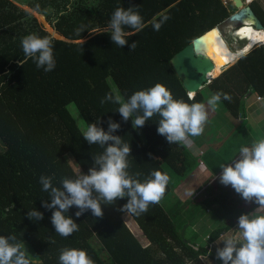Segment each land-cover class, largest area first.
Returning a JSON list of instances; mask_svg holds the SVG:
<instances>
[{
  "label": "trees",
  "instance_id": "obj_1",
  "mask_svg": "<svg viewBox=\"0 0 264 264\" xmlns=\"http://www.w3.org/2000/svg\"><path fill=\"white\" fill-rule=\"evenodd\" d=\"M21 1L37 15L11 0H0V235L14 234L17 240L23 241L31 264H59L63 248L86 250L94 264H206L202 256L223 264L209 246L197 242L198 232L188 227L186 220L178 217L176 221L170 216L165 203L200 160L205 158L217 174L220 166L231 161L241 146L255 140L244 134L243 126L247 98L254 94L264 96V44H255L232 62L222 65L205 85L212 95L217 91L230 94L231 101L221 99L220 104L233 117L241 118L233 129L227 128V137L217 145V163L208 159L213 151L210 147L193 152L185 142L170 144L166 137L159 135L158 114L143 127L133 129L132 118L125 123L117 111L118 104H101V100L107 93L117 91L127 99L136 91L161 83L174 99H183L189 104L203 103L202 90L189 99L170 58L193 36L227 19L235 8L233 2ZM134 6L138 7L134 10L142 16L144 26L140 31L125 27L128 45L120 48L111 41L108 25L118 7ZM249 6L264 27L262 7L254 0ZM40 15L63 37L53 35L38 20L37 16L42 18ZM163 17L168 19L155 31L154 22ZM81 26L84 31L80 35L76 30ZM32 33L53 41L54 70L37 69L32 60L24 67L18 65L17 61L23 57L21 38ZM134 41L137 47L130 51L129 45ZM69 104L76 107L86 126L98 118V126L105 131L109 118L120 123L121 127L113 135L130 144L128 171L135 178L143 182L157 170L170 177L158 204H150L148 211L141 215L127 214L120 210L127 203L125 197L112 205H102V217H94L89 210L79 218L75 216L78 208L72 206L68 215L79 224V230L69 237L55 233L51 223L53 210L42 207V201L50 203V199L42 190L40 176L54 177L53 186L61 187L62 178L75 177L73 164L87 174L94 163L93 156L104 151L100 145H90L84 140L83 130L71 114ZM192 138L197 145L203 143L198 136ZM205 195L201 203H191L187 212L192 215L197 209L208 210L211 221L219 222L207 232L209 241L257 206L250 202L252 205L244 208L245 200L231 186L225 189L220 186L215 192L209 187ZM34 208L43 213L42 220L28 218L27 212ZM161 242L166 248L164 251Z\"/></svg>",
  "mask_w": 264,
  "mask_h": 264
},
{
  "label": "clouds",
  "instance_id": "obj_2",
  "mask_svg": "<svg viewBox=\"0 0 264 264\" xmlns=\"http://www.w3.org/2000/svg\"><path fill=\"white\" fill-rule=\"evenodd\" d=\"M136 8L118 7L111 16L108 25L110 38L120 48L128 45L125 27L140 31L144 26L142 16L134 10ZM167 19L163 17L159 22H154V30L159 31ZM76 31L81 35L83 26ZM21 46L23 57L17 61L19 66L24 67L32 60L37 69L43 68L45 72L56 67L54 44L49 37L28 34L21 38ZM136 47L135 41L129 45L130 51ZM193 98L190 94L189 99ZM221 99L230 102L232 98L228 93L217 91L207 100V105L215 110ZM106 102L118 104L117 111L122 120L126 123L131 117L133 129L143 127L146 121L158 114L157 132L166 137L170 144L200 136L208 122L204 103L189 104L183 99H174L171 91L161 83L136 91L127 99L118 91L109 92L101 104ZM99 124L100 118L90 123L82 133L90 145L98 144L104 149L102 154L93 156L94 163L87 174L79 168L74 178H62L61 187L53 186L52 176L41 175L39 178L42 190L49 194L50 199V203L43 200L42 207L53 210L51 223L55 233L62 237H69L79 230V224L68 215L72 206L78 208L75 213L77 218L89 210L94 217H102V205H112L117 199L127 197V203L120 210L141 215L148 211L150 204L160 202L169 183L170 177L158 170L151 172L143 182L131 175L128 171L131 146L124 143L122 137L113 135L121 127L120 123L109 118L107 131ZM238 156L239 159L234 158L220 166L222 172L219 181L225 186L230 185L245 201L264 208V138L254 140L251 146H241ZM136 175L139 176V173ZM27 216L34 221L44 218L43 213L35 208L29 210ZM237 232V235H227L216 241L217 244L224 242L222 248H216V258L223 264H264V215L253 212L240 215ZM29 255L24 242L17 240L14 234L0 235V264H31ZM59 264H94V261L84 249L63 248L60 250Z\"/></svg>",
  "mask_w": 264,
  "mask_h": 264
},
{
  "label": "crops",
  "instance_id": "obj_3",
  "mask_svg": "<svg viewBox=\"0 0 264 264\" xmlns=\"http://www.w3.org/2000/svg\"><path fill=\"white\" fill-rule=\"evenodd\" d=\"M235 51H236V48H235ZM244 52H246V51H244ZM244 52H241V53L238 52L239 54L236 52L235 55L237 57L238 55H240ZM220 70H221V68H220ZM203 88H205V87H202L200 90H202V92H203V96H204L203 103L205 104V103H207V100L212 96V94L209 91H207L206 88L204 90H203ZM252 96H254V97H252ZM256 97H257L256 94L248 97L246 100V105H245L246 121L250 122L252 127H254L253 123L256 122L254 119H256L258 121L260 117H263L262 119L264 120V104L263 105L258 104V102L264 100V96H262V98L260 100H258ZM208 115H209L208 116V122L204 125V131L200 136H198L199 139H203V143H201V145H197L194 142V139L192 137H189L188 141L185 143H186V146L189 147L193 152H196V150H198V148H200L199 151H202V150L205 151L206 149L209 150L208 147L212 148L213 151H210V153H209L211 157H209L208 159L210 160V158H211L212 161L216 162V160H217L216 156H217V152H218V150L216 148L217 145H220V142H222L223 139H225L227 137V135H228L227 134L228 133L227 128L229 130L233 129L237 124L236 122H239L241 118L233 117L225 109V107H223L220 104V102H219V104L215 110H213L211 108ZM239 116H241L240 113H239ZM246 133L249 134L251 137H253L255 140H259L261 138H264V135H262V132L259 131V133L257 134L256 130L254 131V130L250 129L249 127H247V125L245 127L244 134H246ZM255 133L257 134V136H254ZM251 144L252 143H248V145H246V146H251ZM212 155H215V156H212ZM234 158L239 159L238 153L235 155ZM234 158H232V159H234ZM218 174H215L213 172V169L209 166V162L208 161L206 162V160L204 158V161L198 162L197 165L195 166V168L193 169V171L186 177L185 180H183L179 184V186L182 185L184 182H189L191 180V178H192L191 181H193V183H195L197 185L206 182V183L200 185V187L201 186H204V187L199 192V195L202 198H205L206 197L205 191L207 188L210 187V191L215 192L216 190H218V187L221 186L218 183L217 188L214 189L211 184H208V180L211 177L216 178L217 176H219ZM200 187L198 186V189H201ZM184 192H186L185 193V202L177 199L176 198L177 195L175 194V192L173 194H171V196L173 197V199L169 203V205L172 208L171 212H172L173 217L176 218V221H177L178 217H179V220L182 217L183 220H186V224L188 225V227L190 226V227H192V229H194L195 231L198 232L197 233L198 234L197 240H198L199 244L207 245L210 248H216V247L222 248V246H224V242L221 241L219 244H217L216 241L218 239H222L227 235H237L238 234V232H237L238 222H236L230 229L221 232V234L217 238L213 239L212 241H209V239L206 238V234L209 231V228L214 227V224L210 223L211 214L206 212L208 210H206L204 212H200V210L197 209L192 215L191 214L188 215L187 210L190 209L189 208L190 204L191 203L192 204L201 203V200H197V202H192L193 200L190 198V196L187 197L189 192L186 191V188L183 189V192L180 191V194L182 195V194H184ZM262 210H263L262 208L257 207L251 212H253V214H255V215H260ZM214 222H215V224L219 223L218 221H215V220H214ZM205 231H206V233H205ZM161 247H162L163 251L166 249L165 246H163V242H161Z\"/></svg>",
  "mask_w": 264,
  "mask_h": 264
},
{
  "label": "water",
  "instance_id": "obj_4",
  "mask_svg": "<svg viewBox=\"0 0 264 264\" xmlns=\"http://www.w3.org/2000/svg\"><path fill=\"white\" fill-rule=\"evenodd\" d=\"M233 5L234 7H236V9H239L241 11L240 15L236 17V19L241 22L239 23V26L234 29V35L239 38L238 30L249 25L248 22L242 21L244 18L253 20L251 24L252 27L264 29L262 23L248 4L246 5L242 0H233ZM213 30L219 32L217 25L209 27L202 33L200 32L199 34L193 36L190 41H188L180 49L175 51L170 58V64L177 74V77L180 79L181 84L186 90L188 96L190 94L194 95L197 91H199L202 87L209 83L211 81V78H213L210 76L211 68L214 65L213 61L211 60L210 56L205 54L203 51H197L195 46L196 41ZM54 32H56L55 29L51 31V33L53 34ZM219 35L222 41L227 44L229 49H231L226 38L223 37L220 32ZM59 37L63 36L60 35ZM239 39L243 41L241 44L242 46L246 42V38Z\"/></svg>",
  "mask_w": 264,
  "mask_h": 264
},
{
  "label": "rangeland",
  "instance_id": "obj_5",
  "mask_svg": "<svg viewBox=\"0 0 264 264\" xmlns=\"http://www.w3.org/2000/svg\"><path fill=\"white\" fill-rule=\"evenodd\" d=\"M13 3H15L17 6H19V7H21V8H27V9H29L32 13H35L36 15H37V12H35V11H33L32 9H30L29 7H26L25 6V4L21 1V0H18V2H19V4L17 3V0H11ZM16 1V2H15ZM229 1H231V2H233V0H222V2L223 3H228ZM245 3H247V4H249L251 1H253V0H243ZM249 1V2H248ZM254 1H257L258 2V4L262 7V9L264 10V0H254ZM236 8V7H235ZM234 8V9H235ZM234 11V10H233ZM233 11L232 12H230V15H229V17L227 18V19H225V20H223V21H221L220 23H218V25H217V27H218V29H219V32H220V34L223 36V37H225L226 38V40H227V42H228V44H229V46H230V48H231V50H233V51H235V48L236 49H239V48H241L242 46H240L241 45V43L243 42V41H241L236 35H234V29L237 27V26H239V23L241 22H239L237 19H236V17L237 16H239L240 15V10L238 9H236L235 11H234V13H233ZM234 14V15H233ZM236 15V16H235ZM41 16V15H40ZM42 18H39L38 16H37V18H38V20H40L41 22H42V24L49 30V31H52L53 29L46 23V21H45V19L43 18V16H41ZM242 21H245L246 22V18H244ZM53 35H56V36H60L59 35V33L58 32H54V34ZM205 87V86H204ZM205 89V88H204ZM254 97V96H253ZM258 104L259 105H263L264 104V100L263 101H260V102H258ZM205 106H206V109H207V111H208V113L210 112V110H211V108L207 105V103H205ZM68 108H69V110H70V112H71V114H73V116L75 117V119L77 120V122H78V124H79V126H80V128L83 130V132L86 130V128H87V126L85 125V123L82 121V117H81V115L79 114V112H78V110L76 109V107L73 105V104H69L68 105ZM209 116V115H208ZM263 117H260L259 118V120L257 121L256 119H254L256 122H254L253 123V125H254V127H252V125H251V123L250 122H247L246 121V123L244 124V126H243V128H245L246 127V125H247V127H249L250 129H252V130H256L257 131V134L259 133V131L260 132H262V135H264V120L262 119ZM236 122V121H235ZM236 123H238V122H236ZM252 127V128H251ZM257 134L255 133V135L254 136H257ZM244 137H245V135H243ZM256 138V137H255ZM234 140V139H233ZM232 140V141H233ZM188 141V140H187ZM186 141V142H187ZM232 141H231V143H232ZM229 143L227 142V145H228ZM226 145V146H227ZM223 153H227V152H223ZM211 157V156H210ZM235 157V156H234ZM73 167H74V169H75V172L80 168L79 166H77V165H74L73 164ZM80 171H81V168H80ZM221 172H222V169H220V171L217 173L219 176H220V174H221ZM219 176H217L216 178H213V177H211L209 180H208V184H211L212 185V187L214 188V189H216L217 188V186H218V183H219V185H221V187H222V189H225V188H228V187H230V185L229 186H225V185H223V184H221L220 183V181H219ZM191 180H192V178H191ZM189 181V182H184L182 185H180V186H178L177 188H176V190L174 191L175 192V194L177 195V199H179L180 201H184L185 202V193L186 192H184V194H180V191L181 192H183V189L184 188H186V191L187 192H189V194L187 195V197H189L190 196V198L193 200L192 202H197V200H202L203 198L199 195V192L203 189V187L204 186H201L200 187V185H202V184H204V183H206V182H204V183H202V184H195V183H193V181ZM198 186L201 188V189H198ZM194 189V190H193ZM198 189V190H197ZM197 190V191H196ZM199 195V196H198ZM198 197V198H197ZM173 199V197L170 195L169 196V199L167 200V202L165 203V208L167 209V211L169 212V214H170V216H172V212H171V210L172 209H170V207H169V203H170V201ZM183 202V203H184ZM243 205H244V208H248V207H250L252 204L250 203V202H247V201H245L244 203H243ZM257 207H259V205H257L255 208H257ZM254 207H252V209H253ZM263 210H262V212H264V208H262ZM207 212V211H206ZM173 217V216H172ZM221 222V221H220ZM210 223L211 224H214V227H216L218 224H215V222H214V220L213 221H211V219H210ZM131 224V223H130ZM132 225V224H131ZM132 227V226H131ZM214 227H212V228H209V231L210 230H212ZM134 229V228H133ZM198 242V241H197ZM199 243V242H198ZM214 245V244H213ZM223 247V246H222ZM217 248V247H216ZM216 248H210L209 247V250H211V251H213L215 254H216ZM202 258L204 259L203 261H204V263L206 262L207 264L209 263V264H220L219 262H217V261H215L213 258H211V257H206V256H202Z\"/></svg>",
  "mask_w": 264,
  "mask_h": 264
},
{
  "label": "bare ground",
  "instance_id": "obj_6",
  "mask_svg": "<svg viewBox=\"0 0 264 264\" xmlns=\"http://www.w3.org/2000/svg\"><path fill=\"white\" fill-rule=\"evenodd\" d=\"M246 22L249 25L242 27L238 30L239 38H246V42L243 44V48L232 51L227 44L222 41L219 32L213 30L204 35L201 39L196 41L195 46L197 51H203L210 56L214 65L211 68L210 76L214 77L220 71L222 65L231 62L236 57V52H244L245 49L249 50L255 44L264 43V29H258L251 26L253 20L246 18Z\"/></svg>",
  "mask_w": 264,
  "mask_h": 264
},
{
  "label": "flooded vegetation",
  "instance_id": "obj_7",
  "mask_svg": "<svg viewBox=\"0 0 264 264\" xmlns=\"http://www.w3.org/2000/svg\"><path fill=\"white\" fill-rule=\"evenodd\" d=\"M243 1V0H242ZM244 2V1H243ZM249 2V1H248ZM245 3V2H244ZM246 5H247V3H245ZM249 5V4H248ZM236 10V8L234 9V11ZM238 10V9H237ZM234 11H233V13H234ZM243 11V10H242ZM241 12V11H240Z\"/></svg>",
  "mask_w": 264,
  "mask_h": 264
},
{
  "label": "built area",
  "instance_id": "obj_8",
  "mask_svg": "<svg viewBox=\"0 0 264 264\" xmlns=\"http://www.w3.org/2000/svg\"><path fill=\"white\" fill-rule=\"evenodd\" d=\"M257 99H261V97L260 96H257ZM199 162H202V160H200Z\"/></svg>",
  "mask_w": 264,
  "mask_h": 264
},
{
  "label": "snow or ice",
  "instance_id": "obj_9",
  "mask_svg": "<svg viewBox=\"0 0 264 264\" xmlns=\"http://www.w3.org/2000/svg\"><path fill=\"white\" fill-rule=\"evenodd\" d=\"M245 51H247V49H245Z\"/></svg>",
  "mask_w": 264,
  "mask_h": 264
}]
</instances>
